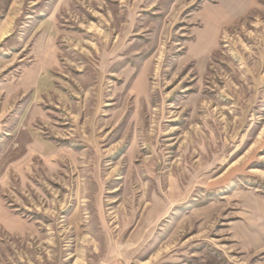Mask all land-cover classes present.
Listing matches in <instances>:
<instances>
[{
  "label": "rangeland",
  "instance_id": "rangeland-1",
  "mask_svg": "<svg viewBox=\"0 0 264 264\" xmlns=\"http://www.w3.org/2000/svg\"><path fill=\"white\" fill-rule=\"evenodd\" d=\"M201 1L0 0V264L264 259V0Z\"/></svg>",
  "mask_w": 264,
  "mask_h": 264
},
{
  "label": "crops",
  "instance_id": "crops-1",
  "mask_svg": "<svg viewBox=\"0 0 264 264\" xmlns=\"http://www.w3.org/2000/svg\"><path fill=\"white\" fill-rule=\"evenodd\" d=\"M185 0H180V2ZM187 4H193L195 0H187ZM253 0H202L199 7L189 12V21L192 24L199 23L200 26H193L195 39L188 51L192 55H207L214 50L218 43V37L224 27L235 22L238 18L245 15L251 7ZM52 49V48H51ZM52 52L51 50H49ZM3 217V216H2ZM9 219H0V222L8 230H11V225L8 224ZM253 224H258L254 227L251 233L248 227L243 232L238 233V237L246 242V247H253L254 250L260 251L264 249V210L260 211L257 218H254ZM247 225V224H246ZM245 225V227H246ZM205 264H213L206 261ZM258 264H264V259Z\"/></svg>",
  "mask_w": 264,
  "mask_h": 264
}]
</instances>
